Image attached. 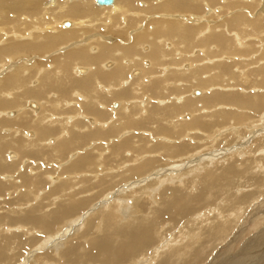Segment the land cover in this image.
<instances>
[{
	"label": "rangeland",
	"instance_id": "1",
	"mask_svg": "<svg viewBox=\"0 0 264 264\" xmlns=\"http://www.w3.org/2000/svg\"><path fill=\"white\" fill-rule=\"evenodd\" d=\"M24 1L0 0L1 18L7 16L11 20V22H4L2 19L0 25L9 30L14 28L15 34L30 30L41 24L43 20L39 15L32 19L28 18V12L21 11ZM58 1L60 2V0ZM48 2L49 0L41 1L38 13ZM260 2L264 3L262 0ZM155 3L156 1H153V5ZM261 3L260 6L263 7L264 4ZM218 5H221L219 0H217L214 9H218ZM142 6L143 4L138 5V8L143 9ZM93 7L97 8L94 4ZM111 11L114 12L112 9ZM118 11L114 13L120 14ZM229 12L225 11L224 15L243 12V10L238 7V9L229 10ZM211 20L216 21L215 18ZM253 40L252 38L248 39L247 44L251 45ZM10 44L8 38H4L0 32V110L13 111L10 113L14 115L15 110L13 109L23 106L24 101L30 99L29 101H35L38 105L39 101H42L44 108L46 107L45 110L49 111L48 107L51 106L54 98L48 95L57 94L59 99L63 100V112L68 114L66 139L72 137V141L64 143L56 149L41 148L30 154L25 153L19 158L17 152L10 148L23 146L27 137L22 131L34 132L33 130L37 128L31 125L30 119L21 118L10 124L3 120L5 115L0 117V130L9 127L0 133V156L7 150L17 155L16 159L5 156L6 165H10V167L13 165L12 170L10 167L7 170V166L0 163V264H264V142H261L260 134L255 135L252 139L253 141L260 140L259 148L254 150L249 148L250 145L245 144L246 149L243 152L232 154L221 160L218 157L223 155V151H233L238 145L236 136H232L233 133L227 132L221 136L219 133H214L204 135L202 138L201 134L194 135L195 133L191 131L186 134L182 129L171 135L126 128L119 132L115 130L116 132L110 136L98 139L87 134L85 130L86 126L92 127L93 124L90 125L75 116L78 107L71 104L75 98L72 96L70 84L60 88L55 86V77L49 73L56 56H53L51 52L39 57L38 59H43L46 62L44 71H34L31 75L33 80L25 78L18 83L13 80L10 73L11 57L10 52L6 49ZM33 53L41 55L40 52L34 51H26L24 55ZM141 54L145 56L147 52L141 51ZM25 58L33 61L32 57ZM260 59L263 60V57ZM25 60L23 59V61ZM145 61L146 64L149 63V60ZM241 62L243 61H239V63ZM105 63L113 64L114 62L106 60ZM86 64H83L85 67H81L84 68L83 70L90 67ZM240 67L242 68V64ZM99 68L101 66L93 70L92 73L97 74ZM153 69V71L160 69L159 64L155 61H153ZM136 70L142 72L141 69ZM259 70L264 73V65ZM159 73L152 76L157 79L145 83L144 86L152 87L164 74L163 71ZM225 75L235 84H240L239 75L232 74L231 67L227 68ZM23 76L25 75L23 74ZM149 76L145 75L146 78H142V80L144 82L149 80ZM34 81H40V86L36 89H34L36 86L33 87ZM18 86L23 87V92L15 94V99L11 101L10 98L14 96L13 90ZM186 88L190 89L189 85ZM261 88L264 89V81ZM219 90L220 93L227 95L240 91L234 85H228L224 87V90ZM196 91L202 94L201 89H195L191 92L192 97L190 94L184 96L185 100L200 97V94V96L193 95V92ZM203 91L204 94L207 93V90ZM256 93H260L259 95L264 98V90H257ZM46 94L47 96H45ZM143 98L140 95L136 105L143 106V102L147 101ZM164 100L167 99H161V101ZM155 101L158 100H150L153 103ZM253 101L254 98L249 101L250 104ZM131 103V101L124 102L116 99L109 105L105 104L108 118L106 116L101 118H106V121H109L108 126L116 125L117 120L114 118V112L118 110L115 108L116 105L117 107L118 104L125 105L122 107L126 108ZM258 104L264 107V99L258 101ZM41 107L43 108L42 103L38 107L39 110L32 109L35 112L30 113L38 114ZM221 107L217 111L233 110ZM26 108L29 110L28 107ZM109 108L110 110H108ZM83 111L89 115L87 109L83 108ZM187 113L190 112H184V114ZM204 115L206 112H201L197 116L203 117ZM262 115L264 112H260L255 124L248 126L252 127L253 132L258 129L256 126L260 123ZM71 116L76 117L73 123L68 119ZM7 117L6 119L10 118ZM185 121L183 120L182 123ZM238 126L229 125L230 128H238ZM10 128L20 132L15 135V138L5 140L4 136L10 134L5 131ZM226 129L227 127L222 128L224 131ZM53 131L55 132V130ZM246 132L248 138L249 132L248 130ZM57 133L59 134V132ZM11 134L14 135V132ZM137 139L141 140L138 145L127 143L124 146L128 147H118L126 141H137ZM204 139L205 141H203ZM57 141H60V138ZM165 144L176 147L181 145L189 152L195 145L197 151L193 152L192 156H198V159L190 158V156L186 158L187 154L182 155L183 152L174 151V149L159 150L161 156H158V152H150L151 147L156 148ZM75 153H78L79 156L69 160L70 156ZM210 153L213 156L220 154L218 157L215 156L217 160L213 164L207 163L203 169L198 168L200 159L205 161ZM157 156L162 160V167L160 164L150 173L124 180L114 187L107 188L111 184V179L115 178L112 183H117L121 177L133 175L128 171L136 165L144 166V172L156 166V160H160ZM180 156L185 158L168 160ZM85 158H89L90 161L76 169L75 165ZM147 161L150 163L146 164ZM174 170L178 171L171 172ZM183 172L186 174L180 179H167L165 176L167 174L181 175ZM45 175L58 176L59 180L51 183L48 181V176ZM234 175L239 176L240 179ZM152 181L156 182L154 187L148 186ZM30 183L39 185L29 190L26 184ZM104 183L107 184L103 185ZM142 186L150 188L142 191L140 188ZM55 188L57 189L55 190ZM69 200H73L82 210L75 213L74 218L70 219H76L75 222L70 225L65 224L62 229L58 230L55 228L56 224L59 223L57 226H60L64 221L62 213H58V211L61 209L65 211ZM51 212L53 213L51 214ZM35 221L39 226L42 224L49 228L52 225L54 228H51V232L44 233V231L38 230L37 223H33ZM32 223L33 227H31ZM70 227H73L72 232L68 231ZM118 229L124 230L118 233ZM66 231L70 233H68L69 236H63ZM4 243H7L8 247L4 248ZM12 244L13 246L10 247ZM68 246H71L72 250ZM11 248H15L16 256L12 255L14 250Z\"/></svg>",
	"mask_w": 264,
	"mask_h": 264
},
{
	"label": "bare ground",
	"instance_id": "2",
	"mask_svg": "<svg viewBox=\"0 0 264 264\" xmlns=\"http://www.w3.org/2000/svg\"><path fill=\"white\" fill-rule=\"evenodd\" d=\"M41 1L25 0L21 7V11L28 12V18L32 19L39 15L43 19L42 23L36 27L15 34L14 28L9 30L0 25L1 35L4 38L7 37L11 43L10 46L6 47L11 57V76L18 83L25 78L33 80L34 78L31 75L34 71L43 72L46 64L43 59L38 58L52 52L53 56L56 57H54V64L49 74L55 77L54 84L57 88L70 84L71 92H73L72 96L75 98L71 104L78 107L75 116L80 117L90 125L93 124L92 127L86 126L87 134L103 139L115 133V130L119 132L121 129L126 128L143 129L155 134L167 133L171 135L182 129L186 134L190 131L195 133L194 135L201 134L202 138L204 135L214 133H219L220 136L227 132L233 133L232 136H236L238 145L230 152H228L229 150L223 151L224 153L219 151L223 155L218 153L215 156L218 157L219 155L220 160L232 154L243 152L246 149L245 144L256 150L260 147V143L264 142V115L261 116L260 123L256 126L258 129L255 132L252 131V127H248L257 122L260 112H264V107L258 104V101L264 98L259 95L260 93H256L257 90H264L261 88L263 87L264 73L259 70L264 65V6H260V0H219L221 5H218V9H214L217 0H113V3L108 6H98L94 0H60V2L49 0L48 4H44L43 9L38 13ZM153 1H156L154 5ZM262 1L264 2V0ZM141 3L143 9L138 8V5H142ZM93 4L97 8L99 7V10L95 7L96 10ZM109 7L114 12L120 8L118 11L120 14H115ZM238 7L243 12L224 15L225 11L229 12V10L238 9ZM256 9L258 10L255 11ZM254 11L257 13L252 16L255 13ZM34 14L36 15L34 16ZM212 18H215L216 21L211 20ZM2 19L4 22H11L10 18L7 16L1 18L0 14V20ZM65 22H69L70 29H67L69 27L65 26ZM250 38L254 40L251 45H248L247 42ZM26 51L40 52L41 55L35 53L24 55ZM141 51L147 52V55H142ZM25 57H32L33 61ZM261 57H263V60L260 59ZM23 59L26 60L23 61ZM144 59L149 60V63L146 64ZM106 60H112L114 63L107 64L105 63ZM241 60L243 62L239 63ZM153 61L159 64L160 69L153 71ZM166 62L167 64H165ZM84 63L90 65V67H86L88 68L86 70L81 68L85 67L83 66ZM241 64L242 68L240 67ZM100 66L98 73L93 74L92 71ZM228 67H231L232 74L239 75L240 84H235L225 75ZM143 68L147 69L143 70ZM136 69H141L142 72H137ZM255 69L256 71H254ZM161 71L164 74L160 80L156 81L152 87L144 86L145 83L157 79L152 78V76L160 74ZM117 72L119 73L117 74ZM79 74L85 75L81 76ZM145 75L150 76L149 80L144 82L142 78L145 79ZM33 84V87L36 86L34 89H36L40 86V81H34ZM187 85H189L191 91L186 88ZM228 85H234L240 91L228 95L220 93L219 89L224 90V87ZM195 89H201L202 94L196 91L193 92V95L201 96L192 100H185L186 97L184 96L191 95V92ZM203 90H207V93L204 94ZM252 91L253 93H251ZM13 92L14 96L10 98L11 101L15 99V94L23 92V87L18 86ZM140 95L147 100L143 102V106L136 105ZM48 96L54 98L53 103L48 107L49 111L45 110L44 103L39 101V105L41 106L42 103L43 108L41 107L38 114H31L30 112H35L33 110H39V105L35 101H29L30 99H26L23 106L15 107L13 109L15 110L14 115L10 113L13 111L0 110V117L5 115L11 118L6 119L5 117L3 119L10 122V124L25 118L30 119L31 125L37 128L33 130L34 132L22 131L27 137L23 146L10 148L12 151L17 152L19 158L20 155L25 153L30 154L41 148L56 149L60 145L72 141V137L66 139L68 134L66 118L68 114L62 110L63 100H60L59 96L54 93ZM253 98L254 101L250 104L249 101ZM116 99L117 101H131L132 103L129 106L127 105L126 108L122 107L125 105L118 104V107L116 105L115 108H118V110L116 109L117 111L114 112V118H116L117 124L108 126L106 105ZM152 99L158 101L150 102ZM161 99L167 100L161 101ZM220 106L233 110L217 111ZM83 108L87 109L89 115L84 113ZM100 109L104 111L102 112ZM186 111L190 113L184 114ZM201 112H206V115L203 117L197 116ZM9 113L10 115H8ZM34 116L35 119L32 118ZM75 116L68 118L71 123L75 122ZM105 116L106 118H101ZM183 120H186L185 123H182ZM229 125L239 126L238 128H230ZM225 127H227L226 131L222 130ZM8 128H2L0 133ZM246 130L249 132L248 138ZM5 132L10 133L4 136L5 140H9L15 138V135L20 131L10 128ZM13 132L14 135L11 134ZM108 132L109 134H107ZM257 134L262 136L261 142L260 140H252ZM59 138L60 141L56 142ZM140 142L141 140L138 139L137 141L129 140L118 147L127 143L138 145ZM196 148L194 145L193 150L189 152L181 145L176 147L165 144L156 148L151 147L150 152H158V156H161L159 150L169 151L174 149V151L183 152L182 155L187 154L186 158L190 156V158L196 157L195 159H198V156H192V153L197 151ZM9 153L7 150L5 154L0 156V163L7 166V170L10 165H6L5 156L6 158L9 156L8 158L11 159H16L17 156L15 153ZM75 156H79V154L75 153L70 156L69 160H73ZM158 156L157 158L160 159ZM208 156L205 161L200 159L201 162L198 164V168L203 169L205 164H213L217 160L212 153ZM185 157L180 156L168 160H182ZM89 161V158H85L77 163L75 168L77 169ZM149 163L150 161L146 162V164ZM155 163L156 166L145 172L143 171L144 166L136 165L128 171L133 175L121 177L117 183H112L115 179L113 178L107 188L114 187L124 180L138 178L152 172L159 167L162 160H156ZM52 164L55 163L52 162ZM12 168L13 165L10 169L12 170ZM176 171L178 170L171 172ZM185 174L183 172L181 175L167 174L165 176L167 179H180ZM234 176L240 179L239 176ZM57 177L48 176V181L55 183L59 180ZM4 178L6 177L4 176ZM105 184L107 183L103 185ZM155 184L156 182L152 181L148 186ZM26 185L30 190L36 188L39 184L30 183ZM140 188L145 191L150 187L142 186ZM81 210L82 208L78 204L73 200H69L66 210L61 209L58 211V213H62L61 216L64 217V221L61 222L60 226H57L59 225L57 223L55 228L60 230L65 224L70 225V223L75 222L76 219H70L74 218L75 213ZM33 223L36 224L37 222ZM36 225L38 230L44 231V233L51 232V228H54L52 225L49 228L44 227L42 224L39 226L38 223ZM33 226L34 224L31 225V227ZM123 230L118 229L117 232L120 233ZM68 231L72 232L73 227H70ZM69 232L66 231L63 236L68 235ZM6 247H8V244L4 243V248ZM68 247L72 250L71 246ZM11 249L14 250L12 255H15V248ZM92 254L94 255V253Z\"/></svg>",
	"mask_w": 264,
	"mask_h": 264
},
{
	"label": "water",
	"instance_id": "3",
	"mask_svg": "<svg viewBox=\"0 0 264 264\" xmlns=\"http://www.w3.org/2000/svg\"><path fill=\"white\" fill-rule=\"evenodd\" d=\"M95 4L98 6H108L113 3V0H94ZM65 26L69 27L70 24L68 22H65Z\"/></svg>",
	"mask_w": 264,
	"mask_h": 264
}]
</instances>
